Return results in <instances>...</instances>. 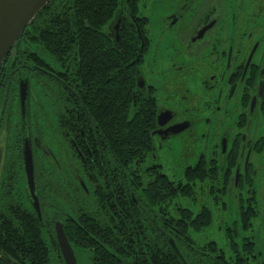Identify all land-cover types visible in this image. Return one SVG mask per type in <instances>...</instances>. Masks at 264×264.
<instances>
[{"label": "flooded vegetation", "instance_id": "obj_1", "mask_svg": "<svg viewBox=\"0 0 264 264\" xmlns=\"http://www.w3.org/2000/svg\"><path fill=\"white\" fill-rule=\"evenodd\" d=\"M77 1L55 0L70 9ZM114 1L100 29L102 54L110 64L93 75L82 68L79 48L60 52L50 36L38 40L31 35L44 24L41 19L25 29L4 60L0 147L6 143V157L0 207L10 201L23 211L33 209L24 171L29 140L43 219L35 211L36 224L49 238L54 234L58 242L61 222L71 242L81 236L88 249L101 247L94 243L108 236L135 252L137 264L150 262L151 243L177 255L178 250L197 264L204 261L208 244L216 242L197 238L215 220L212 202L220 203L222 194L245 181L252 185L257 168L264 166V0ZM132 41L122 58L123 45ZM114 93L121 99L115 134L97 115L99 104ZM133 120L142 124L144 137L137 122L122 131L121 124ZM185 124L187 129L170 135ZM126 132L133 143L123 147ZM140 137L146 141L142 145L137 144ZM177 140L175 147L171 143ZM177 151H183V171L201 162L206 170L220 166L223 176L204 181L211 192L186 197L192 206L166 199L169 209L157 211L150 206V186L168 175L164 165L177 160ZM189 158L196 163L190 165ZM231 164L234 173L226 180ZM214 187L222 188L221 194L215 196ZM203 206L211 209L213 220L198 231L195 218Z\"/></svg>", "mask_w": 264, "mask_h": 264}, {"label": "trees", "instance_id": "obj_2", "mask_svg": "<svg viewBox=\"0 0 264 264\" xmlns=\"http://www.w3.org/2000/svg\"><path fill=\"white\" fill-rule=\"evenodd\" d=\"M114 4V0H78L76 9L72 7L74 9L72 10L65 3L57 5L55 0H52L36 17L37 20L41 19L44 21V24L41 27L36 26L31 35L38 40L44 36H50L53 41L58 43L60 52L67 51L73 53L79 48V51L82 53V68L91 76L99 69L104 68L105 62L110 64V60L103 57L102 54L103 35L100 29L101 24H104L110 17ZM86 21L89 22V25L86 24ZM136 44L139 50L141 42L139 41ZM133 45V41L130 43L126 42L123 45L121 49L122 58L125 57V53L131 51ZM109 47L111 48L110 44ZM119 94H112L97 107V115L100 122L113 134L117 130L114 117L116 116V109L120 107L117 105L119 100H121ZM150 121L154 124V118L150 117ZM134 122H137L138 131L144 137L142 124L135 120L123 122L121 124L122 131L124 132L128 128H131ZM128 133L130 132L123 134V147L130 146L133 143ZM142 137L137 140V144L142 145L146 142ZM234 166V164H231L230 169L224 173L226 180H229L233 175ZM183 175L187 182H183L182 180L176 182L170 179L168 175H161L160 178H157L155 183L150 186V206L154 207L157 211H164L169 209L165 202L166 199L173 201L185 195L193 196L201 194L205 190L211 192L212 188L207 187L204 181L206 179L222 177L223 173L220 166L211 167L209 165V168L206 170L200 162L195 166L186 168L183 171ZM226 189L227 187H224V191ZM221 191L222 188L217 189V187H214L215 196L217 192L221 194ZM253 200H255V197L249 198L247 204L243 200L241 202V227L243 229L252 227L253 223L251 222L258 213L255 201L253 202ZM175 210L177 211L178 209ZM0 211V264H66L59 244L54 239L55 235H52L54 236L51 237L53 239L49 238L48 234L45 235L46 230L40 227L39 223L36 224L37 215L34 209L30 207L23 211L18 204L8 201L1 205ZM188 217L187 219H191V215H188ZM195 219L196 225L194 227L197 226L198 231H203L212 223L213 215L211 209L208 206H203L200 214ZM238 228L239 226H234L227 231L229 243L234 250L233 260H226L223 250L217 246L216 242H212L208 244L210 247L207 250L208 252L202 255L204 261L197 264H249V258L254 256L256 247L251 238H244L242 244L237 240L239 236ZM70 237L68 236L69 240ZM74 239L75 242H71V240L70 242L80 264L138 263L135 261V252L127 251L126 248H120L118 243L108 236H101L100 243H94L95 245H102L96 249H88V247L82 246L81 242L85 243V240L81 236H74ZM214 252L218 254L215 255ZM212 256L214 257L212 258ZM210 257L212 258V262L210 261ZM143 264L184 263L179 255L172 250H168L166 246L156 249L155 245L151 243L150 262H144ZM188 264L195 263L190 261Z\"/></svg>", "mask_w": 264, "mask_h": 264}, {"label": "rangeland", "instance_id": "obj_3", "mask_svg": "<svg viewBox=\"0 0 264 264\" xmlns=\"http://www.w3.org/2000/svg\"><path fill=\"white\" fill-rule=\"evenodd\" d=\"M158 13L156 12V15ZM173 146L178 147L180 145V140L174 141L171 143ZM183 151L176 152V155L173 158L174 163H165L164 172H166L174 181L182 180L187 182L186 178L183 175V168L186 165L183 158L180 156ZM191 160L190 165L196 163L195 158H189ZM257 174L254 178V183L252 185L247 184L245 181L243 185L239 187H233L231 191H227L222 194L218 202H212L213 212L215 220L213 224L208 227L203 233L197 236L198 240L201 242L205 241H216L218 246L222 248L225 255L228 259L233 260L234 253H231V249L228 246V239L226 236V231L229 227L234 226L235 223L239 222V236L237 240L242 244L243 239L250 237L256 244V250L254 256L249 258V264H261L264 263V166L257 168ZM200 187V186H199ZM199 195V194H196ZM193 195V196H196ZM240 196H242L243 202L248 203V199L255 197V206L257 208V215L253 218V225L249 229H243L241 227V202ZM186 197H192L190 195L182 196L179 199H176V202L184 201L185 205H191V201L185 200ZM197 209V207L195 208ZM196 236V235H195ZM194 236V237H195ZM217 255L218 253H215ZM89 264V263H86Z\"/></svg>", "mask_w": 264, "mask_h": 264}, {"label": "water", "instance_id": "obj_4", "mask_svg": "<svg viewBox=\"0 0 264 264\" xmlns=\"http://www.w3.org/2000/svg\"><path fill=\"white\" fill-rule=\"evenodd\" d=\"M50 1L51 0H0V68L25 29L32 24L38 14L47 7ZM117 39L119 40L118 34ZM162 116L164 115L160 114L158 117L160 123H162ZM178 125L182 126V124ZM188 127V124H185V127H182L180 131H178L179 129H176L173 133H170V135H176ZM226 150L227 144L224 142L223 156L225 155ZM5 157L6 143L4 142V144L0 147V180L5 163ZM24 171L26 178L25 187L27 194L31 199V205L34 211H36L40 222L43 223L40 202L37 196L33 147L29 140L24 143ZM56 229L59 246L65 263L79 264L77 255L70 243L63 224L58 222ZM173 246L175 245L173 244ZM177 253L182 259V262L184 264H188L178 250Z\"/></svg>", "mask_w": 264, "mask_h": 264}]
</instances>
